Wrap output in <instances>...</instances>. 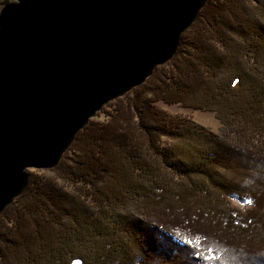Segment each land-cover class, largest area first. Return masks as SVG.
<instances>
[{"label":"trees","instance_id":"trees-1","mask_svg":"<svg viewBox=\"0 0 264 264\" xmlns=\"http://www.w3.org/2000/svg\"><path fill=\"white\" fill-rule=\"evenodd\" d=\"M159 103L214 113L217 134ZM99 113L0 212V264H264V0H206Z\"/></svg>","mask_w":264,"mask_h":264},{"label":"water","instance_id":"water-1","mask_svg":"<svg viewBox=\"0 0 264 264\" xmlns=\"http://www.w3.org/2000/svg\"><path fill=\"white\" fill-rule=\"evenodd\" d=\"M206 0H14L0 9V212L109 101L175 54Z\"/></svg>","mask_w":264,"mask_h":264},{"label":"rangeland","instance_id":"rangeland-1","mask_svg":"<svg viewBox=\"0 0 264 264\" xmlns=\"http://www.w3.org/2000/svg\"><path fill=\"white\" fill-rule=\"evenodd\" d=\"M10 1H14V0H0V2L3 3L0 5V9L5 3L10 2ZM157 106L163 108L164 110H167L168 112H170L171 114H174V115L189 116L190 120H192L193 122H195L196 124L201 126L203 129H205V131H207L210 134L216 135L218 132L219 123H218V120L215 118L214 113H212V112L192 111V110L180 108L179 106H166V105H163L161 103H159ZM100 114L101 113H99V111H98L93 118L98 117ZM35 170H41V169H30V171L36 172ZM27 172H29V171H27ZM43 174L44 175H51V172L48 169H45ZM227 198L230 201L231 205L236 207L240 211L246 212V211H249L252 207L251 202L248 200H245L243 198H239V197H235V196H228ZM100 224L104 225L101 222H100Z\"/></svg>","mask_w":264,"mask_h":264},{"label":"clouds","instance_id":"clouds-1","mask_svg":"<svg viewBox=\"0 0 264 264\" xmlns=\"http://www.w3.org/2000/svg\"><path fill=\"white\" fill-rule=\"evenodd\" d=\"M17 3H18V0H17Z\"/></svg>","mask_w":264,"mask_h":264}]
</instances>
